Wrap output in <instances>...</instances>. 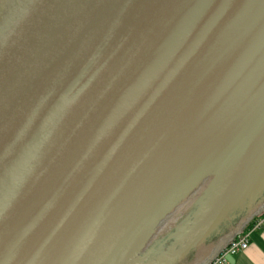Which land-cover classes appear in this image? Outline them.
<instances>
[{
	"label": "water",
	"instance_id": "water-1",
	"mask_svg": "<svg viewBox=\"0 0 264 264\" xmlns=\"http://www.w3.org/2000/svg\"><path fill=\"white\" fill-rule=\"evenodd\" d=\"M264 212V0H0V264H209Z\"/></svg>",
	"mask_w": 264,
	"mask_h": 264
},
{
	"label": "built area",
	"instance_id": "built-area-1",
	"mask_svg": "<svg viewBox=\"0 0 264 264\" xmlns=\"http://www.w3.org/2000/svg\"><path fill=\"white\" fill-rule=\"evenodd\" d=\"M262 228H264V212L256 216L244 231L233 238L209 264H229V257L246 251L250 245L252 232Z\"/></svg>",
	"mask_w": 264,
	"mask_h": 264
},
{
	"label": "crops",
	"instance_id": "crops-1",
	"mask_svg": "<svg viewBox=\"0 0 264 264\" xmlns=\"http://www.w3.org/2000/svg\"><path fill=\"white\" fill-rule=\"evenodd\" d=\"M229 264H264V228L252 232L248 249L229 257Z\"/></svg>",
	"mask_w": 264,
	"mask_h": 264
}]
</instances>
